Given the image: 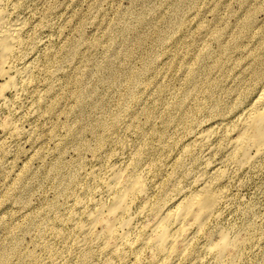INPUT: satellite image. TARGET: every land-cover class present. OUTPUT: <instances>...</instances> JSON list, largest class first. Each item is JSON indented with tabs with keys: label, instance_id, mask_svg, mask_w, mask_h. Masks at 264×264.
Wrapping results in <instances>:
<instances>
[{
	"label": "rangeland",
	"instance_id": "374dc122",
	"mask_svg": "<svg viewBox=\"0 0 264 264\" xmlns=\"http://www.w3.org/2000/svg\"><path fill=\"white\" fill-rule=\"evenodd\" d=\"M0 12L24 26L10 59L23 75L0 99V264H153L150 249L139 261L80 231L110 200L109 170L131 175L140 150L157 210L134 241L221 165L213 232L175 264H217L203 246L218 229L243 241L229 264H264V158L227 164L264 83V0H0Z\"/></svg>",
	"mask_w": 264,
	"mask_h": 264
},
{
	"label": "bare ground",
	"instance_id": "6f19581e",
	"mask_svg": "<svg viewBox=\"0 0 264 264\" xmlns=\"http://www.w3.org/2000/svg\"><path fill=\"white\" fill-rule=\"evenodd\" d=\"M23 29L22 22H9L6 14L0 12V79L7 78L4 84H0V99L4 98L7 90L18 86L17 77L23 75L19 72L17 77L12 76L13 66L10 62L21 43ZM263 67L264 59L260 62L257 76L264 75ZM249 106L243 119H240L238 133L231 141L227 155V164L230 163L241 171L253 168L264 158V83ZM211 133L205 132L202 137L208 139ZM143 155L144 151L140 150L134 159V172L131 175L117 168L109 170L108 178L103 182L110 200L97 203L87 213V225L81 226L80 231L86 240L104 241L107 249L131 247V252L139 261H142L144 250L150 249L153 264H175L176 260L195 253L198 237L206 238L213 232L209 225L220 215L226 197L224 186L228 181V174L218 165L207 176L197 180L196 187L181 190L179 198L174 199L159 218L148 223L139 239L134 241L131 235L137 229L139 217L157 210L155 207L151 208L147 200L149 183L147 184L145 175L140 171ZM215 231L220 239L217 242L208 241L203 249L217 264H229L240 251L243 241L237 235L231 236L222 229ZM88 254L83 260H87Z\"/></svg>",
	"mask_w": 264,
	"mask_h": 264
}]
</instances>
